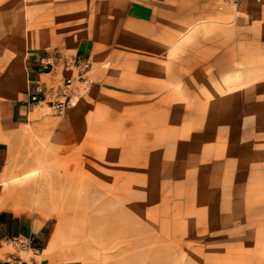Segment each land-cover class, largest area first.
I'll use <instances>...</instances> for the list:
<instances>
[{
	"label": "rangeland",
	"instance_id": "1",
	"mask_svg": "<svg viewBox=\"0 0 264 264\" xmlns=\"http://www.w3.org/2000/svg\"><path fill=\"white\" fill-rule=\"evenodd\" d=\"M1 3L28 25L59 9L63 45L46 49L63 80L86 81L63 112L26 102L2 186L47 221L44 253L150 264L165 244L170 264H264V0H204L190 17L138 0Z\"/></svg>",
	"mask_w": 264,
	"mask_h": 264
},
{
	"label": "crops",
	"instance_id": "2",
	"mask_svg": "<svg viewBox=\"0 0 264 264\" xmlns=\"http://www.w3.org/2000/svg\"><path fill=\"white\" fill-rule=\"evenodd\" d=\"M247 0H241L244 2ZM153 15L203 16L208 12L204 0H138ZM142 12L138 11V14ZM144 14V13H142ZM46 24H24L17 14L8 13L0 0V264L29 253L11 246L8 241L21 238L38 249L42 264H78L74 260L58 259L47 252L49 225L37 213L17 211L6 204L4 188L8 180L9 162L16 154V131L22 123L26 102L39 86L43 90L57 86L64 77L63 69L54 63L46 47H62L64 41V14L59 9ZM130 21L126 14L124 27ZM43 37V41L38 40ZM82 38L75 53L87 52L88 43ZM28 103V102H27Z\"/></svg>",
	"mask_w": 264,
	"mask_h": 264
},
{
	"label": "built area",
	"instance_id": "3",
	"mask_svg": "<svg viewBox=\"0 0 264 264\" xmlns=\"http://www.w3.org/2000/svg\"><path fill=\"white\" fill-rule=\"evenodd\" d=\"M234 4L240 0H226ZM82 75H77L76 78L68 77L64 79L60 85L56 87H48L44 90L37 86L35 92L30 95L29 102L31 103H45L50 106L54 111L63 112L68 107L74 106L79 98L80 84L85 83ZM8 243L23 250H28L33 254V257L24 259L21 256L13 258L8 264H42L36 257L40 252L38 249L31 250L30 244H25L21 238H12Z\"/></svg>",
	"mask_w": 264,
	"mask_h": 264
},
{
	"label": "bare ground",
	"instance_id": "4",
	"mask_svg": "<svg viewBox=\"0 0 264 264\" xmlns=\"http://www.w3.org/2000/svg\"><path fill=\"white\" fill-rule=\"evenodd\" d=\"M108 221V220H107ZM100 224V221L94 222L98 228L96 229L99 233H113L115 230V222L108 224V222ZM130 222V221H129ZM122 223V222H120ZM142 233L145 232L144 229H141ZM146 258L150 261V264H170L171 263V246L170 245H160L155 246L149 249L146 252ZM138 261V260H137ZM135 262V264L137 263Z\"/></svg>",
	"mask_w": 264,
	"mask_h": 264
}]
</instances>
